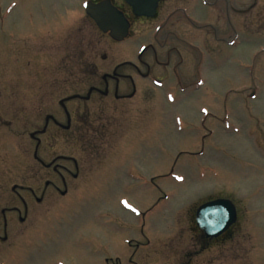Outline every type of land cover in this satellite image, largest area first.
I'll return each instance as SVG.
<instances>
[{
    "label": "rangeland",
    "instance_id": "374dc122",
    "mask_svg": "<svg viewBox=\"0 0 264 264\" xmlns=\"http://www.w3.org/2000/svg\"><path fill=\"white\" fill-rule=\"evenodd\" d=\"M85 1L0 0V120L10 124L0 122V210L21 209L13 185L36 190L43 187L37 177L51 181L33 159L29 133L48 114L64 124L56 104L86 91L91 72L83 61L114 58L133 41L138 48V33L119 48L99 37ZM246 50L249 65L257 57L253 76L234 63L227 73L204 74L203 86L173 108L152 90L103 139L57 132L51 150L50 135L39 136L45 164L81 158L72 142L86 143L81 176L64 198L29 200L26 220L14 219L0 244V264H264V31ZM213 199L230 201L238 219L229 238L201 251L191 221Z\"/></svg>",
    "mask_w": 264,
    "mask_h": 264
},
{
    "label": "flooded vegetation",
    "instance_id": "af4514ba",
    "mask_svg": "<svg viewBox=\"0 0 264 264\" xmlns=\"http://www.w3.org/2000/svg\"><path fill=\"white\" fill-rule=\"evenodd\" d=\"M101 1L103 0H87L82 7L92 30L99 37L107 39L111 47L114 45L118 48L128 40L131 41L134 33H138L136 38L138 48L134 47L136 43L133 41L129 50L117 49L114 58L108 53H103L93 55L89 62L88 59L83 61L84 70L90 69L91 72V76L86 78L89 80L85 81L89 85L86 91L72 96L84 97L88 92L90 94L86 100H71L63 106L60 102L66 97L57 102L56 105L60 114L63 115L64 123L67 119L69 120L68 130L61 128V123L55 119L54 115H47L53 119L48 120L46 131L40 138L50 135L54 143L49 146L51 150L55 148L57 132L83 137L93 134L101 139L105 138L114 131L120 116L129 112L131 114L137 108V99L140 97L143 99L142 95L152 90L162 91L165 106L173 108L183 104L186 100L184 95H191L203 86L204 80L207 79L204 74H212L216 71L227 73L231 71V65L234 63L242 73L253 76L257 57L251 58V65H249L246 47L250 39L257 40L264 31V0H192L191 4L188 3L190 0H158L153 17H137L124 0H109L111 5L122 13L129 25L127 37L121 42L113 41L108 33L101 32L85 14L84 8L88 2L97 4ZM82 55L84 56L83 52ZM98 56L100 65L96 66L93 57L96 59ZM6 78H10L9 73ZM67 78L66 81H69L71 75ZM228 80L225 81L228 82ZM28 81H30L28 83L33 82V78ZM74 102L76 105L72 106L71 103ZM91 104L97 106L92 113L88 108ZM147 105H155V101L148 100ZM224 110L226 113V109ZM202 113L212 117L206 111ZM47 116L43 118L42 124ZM78 116H82L83 119L77 123ZM0 122L10 126L2 120ZM203 127L201 122L199 128L207 132L204 137H212L214 129L204 130ZM37 131L39 129L35 128L31 133ZM72 143L79 146L75 148V152L82 157L54 156L48 161L49 163L58 158H65L53 164V167L57 166L56 171L52 167L45 169L35 162L40 171L51 173L49 174L51 181L49 178L48 180L43 177L36 178L38 182H43L42 189L12 186H17L14 192H10L21 209L11 207L0 210L1 245L7 243L14 219L17 223L20 222L21 214H23L26 220L30 210L29 200L41 205L49 196L56 195L64 198L76 187L74 183L80 179L84 164L83 155L87 154L89 146L86 143L78 144L74 141ZM42 147L43 144L40 141L39 150ZM63 191L66 192L64 196L61 195ZM39 198L41 202H37ZM190 229L194 243L200 247L201 251L210 249L212 245L225 237H230L229 230L217 240L202 238V233L195 225L194 215ZM128 264H132L131 259L128 260Z\"/></svg>",
    "mask_w": 264,
    "mask_h": 264
},
{
    "label": "water",
    "instance_id": "95a60500",
    "mask_svg": "<svg viewBox=\"0 0 264 264\" xmlns=\"http://www.w3.org/2000/svg\"><path fill=\"white\" fill-rule=\"evenodd\" d=\"M124 2L131 8L132 13L135 16L153 17L158 0H124ZM85 13L95 23L97 28L103 33H108L113 41L120 42L127 37L129 25L122 13L115 9L109 0H104L97 4L87 3L85 6ZM89 94L90 92L84 97L70 96L62 100L60 105L63 106L66 102L75 99L86 100ZM49 119L53 118L47 116L43 127L39 131L30 134L29 137L36 142L33 159L45 169H50L52 167L53 170L56 171L57 166L53 167V164L57 160L65 158H58L45 164L37 156L40 140L37 139L36 136L45 133ZM68 121L69 120L67 119L66 124L61 125L63 130L69 129ZM47 184L48 183H46V185ZM16 188L17 186L12 187L11 191L14 192ZM65 193L66 192L63 191L61 195L64 196ZM37 202H41V198H39ZM195 222L197 228L203 233V238L217 239L236 223V210L230 201L222 199L214 200L205 203L196 209Z\"/></svg>",
    "mask_w": 264,
    "mask_h": 264
},
{
    "label": "trees",
    "instance_id": "16d2710c",
    "mask_svg": "<svg viewBox=\"0 0 264 264\" xmlns=\"http://www.w3.org/2000/svg\"><path fill=\"white\" fill-rule=\"evenodd\" d=\"M227 238H229V237H225V238H223L221 241H225ZM218 242H219V241H218ZM218 242H217V243H218Z\"/></svg>",
    "mask_w": 264,
    "mask_h": 264
},
{
    "label": "snow or ice",
    "instance_id": "6c2138e0",
    "mask_svg": "<svg viewBox=\"0 0 264 264\" xmlns=\"http://www.w3.org/2000/svg\"><path fill=\"white\" fill-rule=\"evenodd\" d=\"M127 206V205H126Z\"/></svg>",
    "mask_w": 264,
    "mask_h": 264
}]
</instances>
